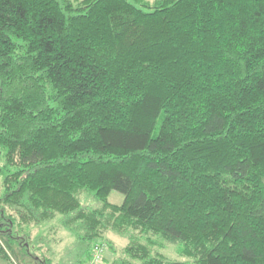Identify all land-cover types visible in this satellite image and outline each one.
<instances>
[{
	"label": "trees",
	"instance_id": "obj_1",
	"mask_svg": "<svg viewBox=\"0 0 264 264\" xmlns=\"http://www.w3.org/2000/svg\"><path fill=\"white\" fill-rule=\"evenodd\" d=\"M0 178L6 264H264V0H0Z\"/></svg>",
	"mask_w": 264,
	"mask_h": 264
},
{
	"label": "rangeland",
	"instance_id": "obj_2",
	"mask_svg": "<svg viewBox=\"0 0 264 264\" xmlns=\"http://www.w3.org/2000/svg\"><path fill=\"white\" fill-rule=\"evenodd\" d=\"M145 4H153L157 3L160 0H140ZM81 0H73L74 5L80 4ZM1 181V178H0ZM1 183V182H0ZM1 188V187H0ZM1 191V190H0ZM107 200L111 203L120 204L123 200V194L117 190H111L107 196ZM79 201L82 206H86L89 208H94L101 206L102 201L97 199L93 193L89 190L83 191L79 195ZM56 221V220H55ZM51 220L42 227L41 231L37 235V238L32 240H28L29 242V251L33 253L34 244L37 239L41 238L43 244L48 245V250H44V256L42 251H35V257L39 260L38 264H42L44 257H49L51 260L50 264H75V260L78 258L76 251L80 248L75 242V237L69 232L67 229L61 227L56 224V222ZM55 226L57 230L55 232L50 227ZM109 238L114 241L116 247H121L127 242V238L123 235H119L117 233L110 232ZM176 243H170L166 248H162L161 251L168 258H176V259H186L185 256L176 252ZM4 260V259H3ZM42 260V261H41ZM34 264V262H32Z\"/></svg>",
	"mask_w": 264,
	"mask_h": 264
},
{
	"label": "built area",
	"instance_id": "obj_3",
	"mask_svg": "<svg viewBox=\"0 0 264 264\" xmlns=\"http://www.w3.org/2000/svg\"><path fill=\"white\" fill-rule=\"evenodd\" d=\"M106 244L104 242H96L92 246L90 258L86 264H99L102 261Z\"/></svg>",
	"mask_w": 264,
	"mask_h": 264
},
{
	"label": "crops",
	"instance_id": "obj_4",
	"mask_svg": "<svg viewBox=\"0 0 264 264\" xmlns=\"http://www.w3.org/2000/svg\"><path fill=\"white\" fill-rule=\"evenodd\" d=\"M0 264H6V261L3 260V258L0 257Z\"/></svg>",
	"mask_w": 264,
	"mask_h": 264
}]
</instances>
